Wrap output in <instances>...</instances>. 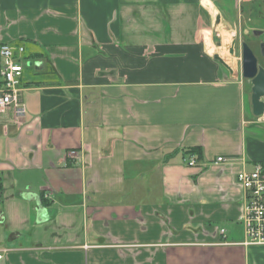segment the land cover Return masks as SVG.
<instances>
[{
	"label": "crops",
	"instance_id": "obj_1",
	"mask_svg": "<svg viewBox=\"0 0 264 264\" xmlns=\"http://www.w3.org/2000/svg\"><path fill=\"white\" fill-rule=\"evenodd\" d=\"M260 2L0 0L24 68V115L0 114V264H264L237 181L264 165V115L215 59L235 71L216 30Z\"/></svg>",
	"mask_w": 264,
	"mask_h": 264
},
{
	"label": "built area",
	"instance_id": "obj_2",
	"mask_svg": "<svg viewBox=\"0 0 264 264\" xmlns=\"http://www.w3.org/2000/svg\"><path fill=\"white\" fill-rule=\"evenodd\" d=\"M18 50L22 52L23 48ZM14 52L9 45H3L0 49V114L12 109L20 117L24 115L20 101L24 68L22 63L16 62L18 58ZM217 162L224 163L227 159L220 157ZM188 165H197L194 157L189 158ZM237 181L245 190V206L240 220L246 239L241 245L264 247V165L258 164L252 171L239 172ZM221 234L224 235L225 231H221Z\"/></svg>",
	"mask_w": 264,
	"mask_h": 264
},
{
	"label": "water",
	"instance_id": "obj_3",
	"mask_svg": "<svg viewBox=\"0 0 264 264\" xmlns=\"http://www.w3.org/2000/svg\"><path fill=\"white\" fill-rule=\"evenodd\" d=\"M241 46L242 65L240 76L243 79H246L252 87L251 103L254 116L261 117L264 115V67L259 66L257 55L246 42ZM230 54L234 57L235 42L232 44ZM260 55L264 58V43L260 45ZM215 59L229 71L232 78L238 77V73L235 72L223 59L219 56H215Z\"/></svg>",
	"mask_w": 264,
	"mask_h": 264
},
{
	"label": "rangeland",
	"instance_id": "obj_4",
	"mask_svg": "<svg viewBox=\"0 0 264 264\" xmlns=\"http://www.w3.org/2000/svg\"><path fill=\"white\" fill-rule=\"evenodd\" d=\"M228 20H229V22H227ZM245 20H246V18H243L242 21H239V19H235L234 18V21H233V20L227 19L225 17H223V18L221 17V25H219V27H218V29L216 30V33H215V36H217L216 39H219L220 43L223 41L222 34H221L222 29H225L227 32L233 33L234 35H233V41H232V43L235 42V49H237V53H238V56L239 57L242 56V54H241L242 53V46L241 45H242V43H245V42L251 48L256 49L254 51H256V53L259 54V52H258L259 50H257V47H256L257 46V43L256 42H251L250 43V41L253 40L254 37L252 36L253 34H250V29H249L250 27L249 28L246 27V26H250V25H249V23H247V25H245ZM234 22L236 23V26L238 27V29H235L233 27L234 26L233 25ZM258 36L259 35H256V37H258ZM262 39H264V37H262ZM248 40H250V41H248ZM224 43H225V41H224ZM236 45H237L238 48H236ZM230 48H232V44H231V46L228 49L229 51H230ZM232 58H234V57H232ZM234 64H235V66H237V64H238V61H237L236 58L234 59ZM238 65H239L238 71L241 73L242 61L239 62ZM229 66L234 67L233 65H229ZM247 85H248V91H247V93L249 95H251L252 94V92H251V88L252 87H250L249 84H247Z\"/></svg>",
	"mask_w": 264,
	"mask_h": 264
},
{
	"label": "trees",
	"instance_id": "obj_5",
	"mask_svg": "<svg viewBox=\"0 0 264 264\" xmlns=\"http://www.w3.org/2000/svg\"><path fill=\"white\" fill-rule=\"evenodd\" d=\"M264 2H262L261 4L259 3H254L252 5V10L251 13L249 14V16H247V22L249 23V27L250 28H259V29H264V21H260V13H262V11H260L261 6L263 5ZM248 84L250 85V83L248 82ZM251 87V85H250ZM194 157L196 162H201L203 159V149L202 147H194L189 149L188 151H186L184 153V158L185 160H189V158ZM2 194H3V187H2V183H0V200L2 199Z\"/></svg>",
	"mask_w": 264,
	"mask_h": 264
},
{
	"label": "flooded vegetation",
	"instance_id": "obj_6",
	"mask_svg": "<svg viewBox=\"0 0 264 264\" xmlns=\"http://www.w3.org/2000/svg\"><path fill=\"white\" fill-rule=\"evenodd\" d=\"M263 2H264V0H263ZM264 4V3H263ZM246 27H248L249 28V26H246ZM250 29V34H253L252 36L254 37L253 38V40H248V41H250V43L251 42H256L257 43V50H259L258 52H259V54L258 53H256V51H254V50H256V49H254V48H252L253 49V51L255 52V54L257 55V57H258V63H259V66H261V67H264V58H262L261 57V55H260V45L262 44V43H264V39H262V37H264V29H259V28H249ZM256 35H259L258 37H256ZM260 41H259V40ZM243 44V43H242ZM236 48H238L237 47V45H236ZM242 54V53H241ZM237 59V61H238V64H239V62H241L242 61V56L241 57H239L238 56V53H237V49H235V54H234V59ZM237 64V66H236V69H235V72H237L238 73V77H241L240 76V72L238 71V69H239V65Z\"/></svg>",
	"mask_w": 264,
	"mask_h": 264
},
{
	"label": "bare ground",
	"instance_id": "obj_7",
	"mask_svg": "<svg viewBox=\"0 0 264 264\" xmlns=\"http://www.w3.org/2000/svg\"><path fill=\"white\" fill-rule=\"evenodd\" d=\"M261 3V2H260ZM221 34L223 35V34H225V36L227 37V39L225 38L224 40H225V43H228L229 42V40L232 38V36H233V33H230V32H227V31H225V33H222L221 32ZM224 36V37H225ZM230 46V45H229ZM226 47V46H225Z\"/></svg>",
	"mask_w": 264,
	"mask_h": 264
}]
</instances>
